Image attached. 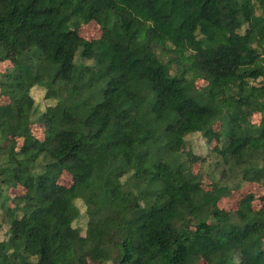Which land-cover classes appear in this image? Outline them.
<instances>
[{"label":"trees","instance_id":"trees-1","mask_svg":"<svg viewBox=\"0 0 264 264\" xmlns=\"http://www.w3.org/2000/svg\"><path fill=\"white\" fill-rule=\"evenodd\" d=\"M237 178L264 188V0H0V264H264Z\"/></svg>","mask_w":264,"mask_h":264},{"label":"rangeland","instance_id":"rangeland-1","mask_svg":"<svg viewBox=\"0 0 264 264\" xmlns=\"http://www.w3.org/2000/svg\"><path fill=\"white\" fill-rule=\"evenodd\" d=\"M80 34L87 38H95L99 36L100 34V28L97 24L94 22H91L87 25H82L80 28ZM196 87H198L201 91H206L208 88V83L206 81L197 79L195 81ZM32 96L35 100V104L38 105L37 108L39 110L45 109L49 104H51V101H44L42 99V91L40 89H33L32 90ZM259 114H246L243 119L247 123L251 124H257L259 122ZM217 123L215 122L214 128H217ZM33 131L37 137H42L43 136V127L41 125H36L34 124L33 126ZM187 140V145L183 147V149L187 150L188 147L191 148L193 154L195 157L192 158V168L195 171H203V176H202V184L206 188H210V180L207 177V173H209L214 179L218 178V173L216 172V167L214 166L215 156L213 154L209 153L208 146L212 147L215 144V141L211 139L210 144L205 141L199 133H193L191 135H188L186 137ZM205 157L207 159L206 164L204 166V163L201 164L199 158ZM60 182L63 184H69L70 182V175L64 173L60 177ZM233 184H237L239 187L238 188H231L230 193L226 196H223L220 198L219 203L222 207L227 208V209H234L238 205V201L242 196H247L251 195L253 206L254 207H259L261 205L260 201V196L264 192V188L260 183H249V182H243L240 179H234L232 182ZM12 195H17L19 192H22L21 188L17 189H12L11 190ZM76 204L81 207L82 209V203L81 201H76ZM85 219L79 218L78 223L81 225L84 224ZM6 226L0 228V238L4 236V231Z\"/></svg>","mask_w":264,"mask_h":264}]
</instances>
